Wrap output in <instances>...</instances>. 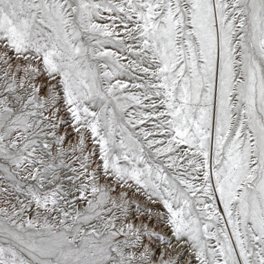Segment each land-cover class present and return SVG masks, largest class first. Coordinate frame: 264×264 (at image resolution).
Returning a JSON list of instances; mask_svg holds the SVG:
<instances>
[{"label":"snow or ice","instance_id":"snow-or-ice-1","mask_svg":"<svg viewBox=\"0 0 264 264\" xmlns=\"http://www.w3.org/2000/svg\"><path fill=\"white\" fill-rule=\"evenodd\" d=\"M0 264H264V0H0Z\"/></svg>","mask_w":264,"mask_h":264}]
</instances>
